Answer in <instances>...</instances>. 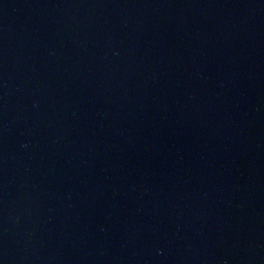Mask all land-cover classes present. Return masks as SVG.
<instances>
[{
    "label": "water",
    "instance_id": "obj_1",
    "mask_svg": "<svg viewBox=\"0 0 264 264\" xmlns=\"http://www.w3.org/2000/svg\"><path fill=\"white\" fill-rule=\"evenodd\" d=\"M0 264H264V0H0Z\"/></svg>",
    "mask_w": 264,
    "mask_h": 264
}]
</instances>
